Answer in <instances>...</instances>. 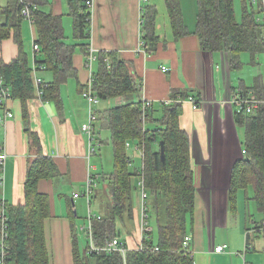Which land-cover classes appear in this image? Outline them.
<instances>
[{
    "label": "crops",
    "instance_id": "crops-1",
    "mask_svg": "<svg viewBox=\"0 0 264 264\" xmlns=\"http://www.w3.org/2000/svg\"><path fill=\"white\" fill-rule=\"evenodd\" d=\"M36 1L39 9L62 16L66 41L76 46L73 65L77 74L62 84L60 105L54 101H43L36 90V96L27 102L25 113L19 98L12 97L7 106L0 107V153H6L0 188L1 199L8 204L17 205L25 201V182L31 159L38 156L36 148L32 149L29 136V131L35 132L41 141L42 154L53 159L59 173L37 183L38 190L48 194L51 202L52 216L45 221L51 264H75L74 236L84 248L89 240L90 215L100 216L102 200L109 195L106 181L100 182L101 194L93 202L84 195L90 171L105 168L103 145L96 139L97 152L90 155L88 137L81 129L89 115L88 101L82 95L90 77L85 63V51L89 45L96 48L98 55L113 53L119 59L132 63L135 78L141 85V91L135 93L138 99H149L154 105L161 103V106L164 102L188 95L202 100V107L194 109L193 104L184 99L180 115V124L190 136L197 187L195 210L189 218L191 233H187L192 237L195 264H199L198 260L202 261L201 264H264V238L261 235H252L253 248L246 250L249 210L252 214L258 211L256 205L255 212L250 208V201L256 204L254 200H248L253 194L252 188L238 190L235 209L230 199L234 166L246 155V129L238 123L239 107L231 99L242 88L252 89L256 84L264 88L261 57L258 60L260 64L252 65L250 55L243 53L245 65L240 70H232L226 53L203 50L197 33L198 0H179L186 29L181 36L176 35L167 0H149L146 3L141 0H95V12L87 31L90 34L86 38L76 37L74 33L75 0ZM8 2L0 0V5L6 6ZM143 7L147 15L148 11H153L154 38L148 39V17L147 23L146 20L144 22ZM19 30L33 65L37 27L34 21L23 19ZM18 53L19 47L13 35L0 39V72L1 62H11ZM37 56H41L40 52ZM163 66L169 70L164 71ZM246 67H249L246 73L239 72L245 71ZM94 70H97V62ZM38 75L44 81L54 79L50 70H40ZM246 75L250 77L246 79ZM131 96L104 100L98 110L124 104L130 101ZM6 109L13 113V117L3 122ZM100 136L108 139L111 132L102 129ZM111 148L113 158L112 145ZM132 148L140 154L135 145L128 149L131 154ZM134 164L141 168L142 159L140 165L135 160ZM111 169L106 170L109 172ZM76 193L79 195L74 196ZM137 195L139 205L135 209V220L139 225V239L141 214L138 191ZM74 220L75 229L72 226ZM149 225L153 229L150 220ZM217 234L225 237L219 238ZM221 244H227V250L214 252L213 248Z\"/></svg>",
    "mask_w": 264,
    "mask_h": 264
},
{
    "label": "trees",
    "instance_id": "trees-1",
    "mask_svg": "<svg viewBox=\"0 0 264 264\" xmlns=\"http://www.w3.org/2000/svg\"><path fill=\"white\" fill-rule=\"evenodd\" d=\"M75 4L74 33L76 37L86 38L90 34L87 33L90 22L87 20L88 8L85 0H75ZM167 5L176 35L185 34L179 0H167ZM198 7L197 33L203 50L226 53L232 70H240L245 65L243 53L250 55L252 65L260 64V54H264V21L259 18L263 16L264 0L257 3L242 0L240 21L236 17L234 0H198ZM21 9L20 0H9L6 6L0 5V39L13 35L19 47L18 55L11 62H1L0 78L11 87L12 97L22 101L25 113L27 102L36 96V90L38 97V91H42L43 101H54L60 105V88L77 74V70L73 65L76 46L66 41L62 16L38 8L33 11V21L38 30L36 42L40 45L41 56L36 53L34 61L38 67L44 65L46 70L52 71L54 79L50 82L43 80L36 86L30 56L19 30L24 19ZM143 12L144 22L146 20L147 23L148 17V39L154 38L153 11H148L147 15L143 7ZM85 52L87 54L88 48ZM94 72L93 87L101 100L131 96L141 91L132 63L119 59L117 54L100 53ZM249 91H254L263 102L252 112L242 109L237 113L238 123L246 129V155L234 166L230 187L234 209L238 190H253L248 200L256 202L258 211L252 214L248 209L246 250L253 248V234L264 238V88L256 84L252 89L245 87L236 94L244 96ZM182 103L175 98L157 109L153 103L145 107L144 100L138 99L97 110L95 139L101 146L111 144L114 156L109 172L101 168L91 174L95 179L91 202L101 194V181H106L109 189L108 198L102 200L100 216H92L91 236L97 246H105L115 237H120L128 246L143 244V250L131 249L127 253V260L132 264H195L194 256L184 247L188 219L195 210L197 187L190 136L180 124ZM102 129L110 130L111 137L102 138ZM29 136L32 149L36 148L38 156L31 159L25 182V201L17 205L8 204L1 199L0 188V238L5 231L4 225L7 232L5 264H51L45 233V221L52 216L51 202L48 194L38 190L37 183L59 173L53 159L42 154L39 136L33 131H29ZM162 140L165 141V162L160 149ZM127 142L144 153L143 176L149 193L150 223L153 225L142 242L136 228L137 232L131 238L136 241L134 243L129 240L125 227L127 223H136V184L142 169L134 164L138 156H132ZM2 167L0 164V185ZM2 215L6 216V221ZM72 226L75 229V220ZM88 241L81 248L78 237L74 236L75 264H124L120 251L91 252Z\"/></svg>",
    "mask_w": 264,
    "mask_h": 264
},
{
    "label": "built area",
    "instance_id": "built-area-1",
    "mask_svg": "<svg viewBox=\"0 0 264 264\" xmlns=\"http://www.w3.org/2000/svg\"><path fill=\"white\" fill-rule=\"evenodd\" d=\"M143 3L148 2L149 0H141ZM259 0H250L251 3H257ZM22 4V9L21 13L24 18L28 19L29 21L33 22V11L38 9V5L35 1L32 0H20ZM85 3L88 8V16L87 20L91 21L92 17L95 12V7L96 3L95 0H85ZM263 16L259 18L260 21H264V8H263ZM33 51L34 55L40 51V45L35 41L33 44ZM98 61V54L97 50L93 45H89L88 47V52L86 54V67L90 71V77L85 84V87L82 91L83 97L88 101L89 104V115H88V120L82 124L81 129L82 131L87 135L88 140H89V154L92 155L97 152V146L98 142L95 139V124L98 120V115H97V110H98V104L100 103V97L98 94L95 92L93 83H94V66L96 62ZM33 67V73H34V79L37 84V86L41 85L43 82V79L38 75V71L40 70H45L46 66L42 65L38 67V65L34 62L32 65ZM162 69L164 71H168L169 68L167 66H163ZM38 95L41 98L42 91H38ZM12 98V89L10 86H8L3 78H0V105H5L7 106L8 101ZM178 100L184 101V99L179 98ZM188 100L193 104L194 109H200L203 105L202 100H198L195 97L190 96ZM170 102L172 100H169ZM145 107H148L152 104V101L149 99H145ZM168 102V101H167ZM232 103H237V106L239 107V111L242 109H245L247 112H252L254 111L261 102H263L262 99H259L257 95L254 93V91H249L246 95L240 96L237 94L233 100L231 99ZM13 117V113L6 109V114L5 116L2 117L3 122L7 120V118ZM127 146L131 147L133 144L130 142H127ZM137 148V147H136ZM141 158H142V171L140 172L139 179L136 184V189L139 192V199H140V214H141V219H140V229H141V237H140V242L144 240L145 234L152 230V228L149 225V220H150V215L148 211V198H149V193L146 188L144 176H143V158H144V153L142 150H140ZM6 159V153L1 152L0 153V164L3 166L4 161ZM132 165L133 163L130 162ZM140 169V170H141ZM93 171H90L88 175V186L87 190L85 191L84 195L87 197L88 201H90L91 194L93 187L95 185V179L92 177ZM2 180V179H1ZM79 194L76 193L74 196H78ZM93 215H90L89 218V224H88V229H89V243H90V251H97V252H102V251H120L123 256H124V264H132L129 263L127 260V253L131 249H139L143 250L144 245L141 244L137 247H132L128 246L124 243V241L120 237H115L111 241H109L105 246H97L94 244L93 238L91 236V219ZM3 221H6V216L2 215ZM5 231L2 232V236L0 238V255H1V263L0 264H5L4 260H6V255H7V244L5 241V237L7 236L6 232V227L4 225ZM191 241L192 237L190 235H186L184 239V247L187 249L189 253L192 254L193 256V248L191 246ZM228 245L227 244H221V245H216L213 250L216 253H223L227 250Z\"/></svg>",
    "mask_w": 264,
    "mask_h": 264
},
{
    "label": "rangeland",
    "instance_id": "rangeland-1",
    "mask_svg": "<svg viewBox=\"0 0 264 264\" xmlns=\"http://www.w3.org/2000/svg\"><path fill=\"white\" fill-rule=\"evenodd\" d=\"M235 2V11H236V17L237 19L240 21L241 18H242V0H234ZM260 57H261V62L262 64H264V54H260ZM249 67H246L245 71H239V72H244L246 73V71H248ZM235 76V75H234ZM250 77V75H246V79H248ZM137 96L135 94H133V96L130 98V101L131 100H134V99H138L136 98ZM101 100V99H100ZM104 101V100H101L100 103L98 104V106H100L101 102ZM161 106V103H157L156 105H154L155 108L159 109ZM0 107H5V105H0ZM98 108V107H97ZM104 146V147H103ZM103 146L101 148H103V157H104V165H105V170L108 168V169H111L112 168V163H113V158H112V148H111V145L105 143L103 144ZM131 151H133V155H136L138 157H135L137 159L136 163L138 165H140L141 163V159H140V154L139 152L132 148ZM93 155V154H92ZM250 201V200H249ZM250 208L252 210V212H255V203L253 201H250ZM139 205V202H138V195H136V200H135V206L138 207ZM190 218V217H189ZM137 226V227H136ZM188 226H189V219H188ZM136 228H139V225H137V223H127L126 224V227H125V231L128 233V238H132V235L133 233L136 234L137 232V229ZM188 233L190 234V229L188 228ZM219 238H223L225 237L224 234H217ZM255 235V234H253ZM249 250V249H248ZM259 253H262V252H259ZM264 254V253H263ZM199 264H201V260H198L197 261ZM216 264H220V262H217Z\"/></svg>",
    "mask_w": 264,
    "mask_h": 264
},
{
    "label": "water",
    "instance_id": "water-1",
    "mask_svg": "<svg viewBox=\"0 0 264 264\" xmlns=\"http://www.w3.org/2000/svg\"><path fill=\"white\" fill-rule=\"evenodd\" d=\"M165 141H161L160 143V149H161V154H162V160L165 162Z\"/></svg>",
    "mask_w": 264,
    "mask_h": 264
},
{
    "label": "bare ground",
    "instance_id": "bare-ground-1",
    "mask_svg": "<svg viewBox=\"0 0 264 264\" xmlns=\"http://www.w3.org/2000/svg\"><path fill=\"white\" fill-rule=\"evenodd\" d=\"M21 3V2H20ZM24 19H26V18H24ZM91 23V21L89 22V24Z\"/></svg>",
    "mask_w": 264,
    "mask_h": 264
}]
</instances>
